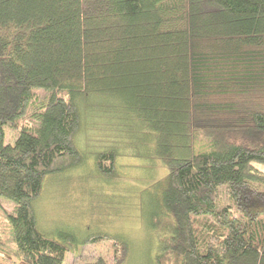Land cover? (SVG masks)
I'll use <instances>...</instances> for the list:
<instances>
[{
  "label": "trees",
  "instance_id": "trees-1",
  "mask_svg": "<svg viewBox=\"0 0 264 264\" xmlns=\"http://www.w3.org/2000/svg\"><path fill=\"white\" fill-rule=\"evenodd\" d=\"M36 90L44 103L19 128ZM114 99L167 170L156 182L163 222L151 214L156 264H264V0H0V197L14 210L13 264H64L73 236H46L32 205L48 177L83 163L84 113L120 120ZM4 127L18 132L13 144ZM118 151L95 153L102 178L117 177ZM95 239L113 254L85 264H122L120 240Z\"/></svg>",
  "mask_w": 264,
  "mask_h": 264
},
{
  "label": "rangeland",
  "instance_id": "rangeland-1",
  "mask_svg": "<svg viewBox=\"0 0 264 264\" xmlns=\"http://www.w3.org/2000/svg\"><path fill=\"white\" fill-rule=\"evenodd\" d=\"M35 95L36 103L20 120L19 128L29 125L28 114L44 103L45 92L36 90ZM122 103L115 99L110 103L115 106L120 120H114L115 111L110 116L104 113L98 119L84 113L82 130L76 138L78 150L85 153L83 163L48 177L39 198L33 202L32 209L40 231L65 243L61 235L73 236L74 242L68 244L71 252L66 255L64 264H85L97 257L108 260L114 251L111 241L95 239L105 235L117 238L123 244L125 256L122 264H156L155 257L160 253L158 239L162 233L159 227L152 225L151 214H158L163 222L164 214L157 206L156 182L167 170L160 160L149 159L152 141L137 134L136 129L140 132L142 126L124 105H120ZM120 122L131 126L136 137L127 141L119 130L113 132L109 126L106 131L102 128L113 123L118 127ZM4 132V142L13 144L18 132L8 127H4ZM141 140L145 143L142 144ZM112 146L119 148L117 177L102 178L96 172L94 155ZM141 148L145 149L142 153L150 149L147 157L139 153ZM13 211L12 202L0 197L1 264H13L15 244L12 243V227L8 220Z\"/></svg>",
  "mask_w": 264,
  "mask_h": 264
}]
</instances>
